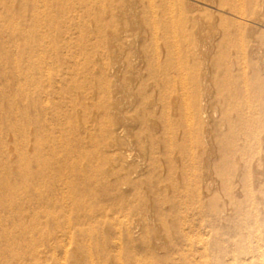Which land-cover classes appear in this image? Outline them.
Masks as SVG:
<instances>
[{"label": "bare ground", "instance_id": "obj_1", "mask_svg": "<svg viewBox=\"0 0 264 264\" xmlns=\"http://www.w3.org/2000/svg\"><path fill=\"white\" fill-rule=\"evenodd\" d=\"M14 1L10 6L7 0L0 2L3 8L0 11V58L5 65L0 71L5 80L4 85H0V216L7 217V228L6 222H0V230L4 229L0 231V245L5 244L4 238L8 242L4 253L7 254L1 256L0 252V264H177L171 259L168 245L172 235L179 232V226L188 221L187 215L195 212L207 215V223L212 221L213 225L219 218L217 192L197 180L201 165L211 166L213 181L218 172L230 169L225 162L221 165L216 162L215 150L205 159V136L218 139L221 135L218 140L221 149L232 154L237 145H247V138L237 140L238 131H254L245 109V91L248 93L251 83L234 79V76L236 65L254 62L261 45H254L243 54L236 52V46L223 47L220 57L214 50L216 37L211 29L199 27L197 32L183 34L179 40L170 38L162 29L161 22L166 18L162 17V10L155 7V0ZM210 1L264 21V0ZM13 6H19L22 15L7 16V9ZM108 17L120 21L115 35L121 40L133 42L132 30L140 32L141 54L136 67L142 77H138L134 94L125 99L129 101V109L124 111L132 119V125L112 119V105L107 104L103 108L108 111V118L99 129L102 138L88 144L87 139L92 140L91 133L97 127L90 124L86 115L79 114L81 97L84 99L91 94L80 85L92 87L93 81L85 76L84 79L70 78L72 71L84 73L82 66L67 61L59 53L64 40H74L75 28L83 30ZM7 35H11L10 39ZM210 59L217 65L222 63L223 74L234 82L231 89L215 94L211 81L202 80L196 85L189 81L186 66ZM7 63L14 73L10 83L18 90L15 98L7 93ZM113 68L114 65L107 66L108 71ZM257 71V77L261 78L258 68ZM76 87L81 92L75 94ZM255 87L257 92H263L264 82L256 83ZM202 93L216 97L210 98L213 99L210 104L220 107L229 116L228 131L217 125L210 128L212 114L202 101ZM257 100L264 108V97L260 95ZM7 102L12 106L10 117ZM81 121L86 125L85 131L81 130ZM128 130L133 131L138 146L145 153V157L139 159L140 165H148L149 170H156L160 175L156 177L160 181L157 187L156 183L151 184V194L141 189L135 195L138 206L152 199V214L162 225V232L159 227L150 230L147 215L140 217L144 235H148L144 256H139L130 246H123L120 239H109L102 225L112 228L115 235L125 233L135 242L131 223L114 226L112 216L118 214L119 219L121 208L109 205L115 199L120 203L125 199L126 195L120 193L124 191V184L138 186L136 178L128 174L124 175L125 182L119 181L121 173H116L110 153L112 147L122 144L117 135L122 136ZM32 140L36 144L32 143L33 148L42 153L37 159L30 156ZM124 154L127 158L138 157L132 147H126ZM13 160L20 167L18 173L11 164ZM222 177L226 179L225 175ZM225 186L233 195L230 184ZM237 204L236 210L234 206L233 209L241 215L244 206ZM253 219L258 222L259 217ZM49 226L54 230L44 233ZM233 227L244 234L243 223ZM185 230L186 227L183 235L187 234ZM159 232L161 242H158ZM237 246L244 251L258 249V244L238 242ZM122 247L123 252H119L118 248ZM217 251L222 257L227 254V249L220 246ZM253 262L254 259L246 255L237 259L238 264Z\"/></svg>", "mask_w": 264, "mask_h": 264}, {"label": "rangeland", "instance_id": "obj_2", "mask_svg": "<svg viewBox=\"0 0 264 264\" xmlns=\"http://www.w3.org/2000/svg\"><path fill=\"white\" fill-rule=\"evenodd\" d=\"M119 1L115 0L117 3ZM14 2V0H7L8 6L14 4ZM155 3V7L164 13L162 17L166 19L161 22L162 29L170 38H177L179 40V38L183 37V34L192 35L197 32L199 27L211 29L216 37L214 50L216 55L220 57L223 54L221 52L223 47L236 46V52L243 54V52H248L254 45H261L254 62L245 61L241 65L238 64L235 66L236 73L234 79L241 78L243 82L247 80L251 83L248 93L245 91L247 96L245 98V109L249 114L247 117L248 122L251 123L254 131L247 133L239 130L236 135L237 140L247 138V145H237L235 153L228 154L223 152V149H221L222 144L218 141L221 139V135H219L218 139L217 136L213 138L205 136L203 140L205 159L207 160L211 157V150H215L217 153L215 157L216 162L219 165L225 162L230 167L228 172H218L216 179L214 177V181L212 178L213 169H211L208 163L203 166L201 165L202 170L197 174V180H200L205 185L204 187H212L219 196L216 206L219 215V218H216L217 224L213 225L212 221L207 223V215H201L197 212L194 214L189 213L190 215H187L188 221L184 225L179 226V232L174 233L172 239H170L168 250H171V259L177 264H238L239 261L237 263V259L239 256L246 255L248 258L254 259V262L251 264H264V108H262L263 104H259L257 100V97L260 95L264 97V91L257 92L255 87L256 83L264 82V21L259 22L250 16L242 15L240 11L220 4V2H212L210 0H155ZM0 11H3V8H0ZM9 15L20 16L22 15V9L19 6H13L7 9V16ZM118 23H120L118 19L108 17L106 20L102 19V23L89 24L83 30L75 28L77 32L74 34V40L71 42L64 40L60 47L59 54L63 55L67 61L70 60L76 62V65L82 66V72L84 71L82 74L72 71L71 75L69 73L70 78L74 77V80L75 78L84 79L85 76L91 82L93 81L92 87L89 86L90 84L85 86L82 83L80 85V88L82 86L85 92L89 91L91 94H88V97L84 99L81 97L82 107H80L79 114L86 115L87 120H91L90 124L97 127V129L94 127L95 129L91 133L90 138L92 140L87 139L88 144H93L96 141L95 139L102 138L99 129L104 123V120L108 118V111H104L103 108L107 104L111 103L112 105L110 109L111 115L109 114L112 119L119 120V122L126 121L132 125V119L125 112L129 109V101L126 102L125 99L129 95L134 94V89L138 88V77L139 75L142 77V73L139 74L137 71V61L141 54L139 46L141 34L137 30H132L134 33L133 38H135L133 42L121 40L115 35V27ZM62 28H64V25ZM10 37L11 35H7L8 39ZM223 43L226 45L222 46L221 44ZM60 58L64 60L63 57ZM109 65H114L112 71L107 70V66ZM4 67L5 65H3L2 59L0 58V71ZM186 67L191 83H195L196 85L202 80L211 81L213 84V93L215 94L223 93L225 90L231 89L234 83L228 79L229 77L223 74L222 63L217 65L212 59ZM7 68H9L7 69V93H9V96L15 98L18 95V90L12 87L10 83L12 82L10 80L14 76L10 63H7ZM257 68L262 74L261 78L257 77ZM4 83L5 80L0 75V85L3 86ZM80 88L76 87L74 93L81 92L78 91ZM210 98L214 99L216 97L204 95L202 100L204 104L208 105L212 114L210 128L217 125L222 130L228 131L229 116L220 107H212L210 102L213 99ZM138 99L136 98V100ZM85 101L88 102L85 103ZM84 104L88 108L86 113ZM7 111L10 117L12 106L8 102ZM80 123L81 130L85 131L86 129L84 127L86 125L82 124L83 121ZM117 136L120 140L122 139V144L112 147L110 153L116 173H121L119 175L121 176L119 181L125 182L124 175L126 176L128 174L136 178L138 186L135 184L134 186L127 187L124 184V191L120 193L126 195L125 199L121 200V203L115 199L112 201L113 204L109 203V205L115 204L116 207L121 208L119 219L117 218L118 214L112 216L115 217L114 226L120 227L131 223L134 229L135 242L132 243L125 233L118 232L115 235V231L112 228L109 229V226L106 224L102 225H105L104 233L109 239H120L123 246H130L138 251L139 256H144V246L148 242V235H144L145 228L144 224L141 223L140 217L144 213L145 216L147 215L146 217L149 218V222L151 223L150 230L155 231L158 229L157 227L160 230L162 225L160 224L161 221L152 214V199H148V204L138 206L135 201V195L141 189L145 194L146 192L151 194L153 188L151 184L155 185L156 183L155 187H157V181L159 179L156 180V177L160 175H158L156 170H149L150 167L148 165H140L139 159H143L145 153L138 146L132 130H128L122 136ZM32 143L35 146L36 144L32 140L31 147L33 148L34 145ZM126 147L134 148L138 157L127 158L124 154ZM105 148L103 145V149ZM31 155L33 159H37L36 157L42 156V153H38L36 148H33L32 152H30ZM145 161L147 162L146 159ZM11 164L16 166L15 173H18L20 167L15 164L14 160L11 161ZM35 164L37 163L35 162ZM224 175L226 176L225 180L222 177ZM227 183L230 184L229 189L233 195L229 194V190L225 186ZM237 203H242L244 206L241 215L233 209V206L235 208V204L238 206ZM123 213L128 216H125ZM256 217H259L258 222L253 219ZM1 221L6 222L7 228V217L0 216ZM240 222L245 226L243 228L244 234L240 231H235L233 227ZM184 227H186V235H183L182 232ZM3 230L1 229L0 231ZM53 230L54 228L49 226L43 231L44 233H49ZM161 232H159L158 242H161ZM4 240L5 244L0 245L1 256L7 254H4L5 248L8 245L7 238H4ZM238 242H244L248 245L258 244L259 250L248 248L247 251H244L240 246H237ZM219 246L227 249V254L224 257L217 251ZM178 247L181 250H177ZM118 251L123 252V247L118 248ZM8 260H11V258L8 257Z\"/></svg>", "mask_w": 264, "mask_h": 264}]
</instances>
